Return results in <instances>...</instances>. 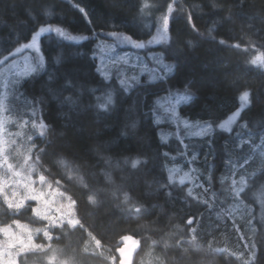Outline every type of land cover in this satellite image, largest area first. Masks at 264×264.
I'll return each instance as SVG.
<instances>
[{
  "label": "trees",
  "instance_id": "trees-1",
  "mask_svg": "<svg viewBox=\"0 0 264 264\" xmlns=\"http://www.w3.org/2000/svg\"><path fill=\"white\" fill-rule=\"evenodd\" d=\"M211 3L212 0H0V61L20 44L30 42L34 29L41 26L62 27L70 35L90 37L71 41L55 32L42 33L38 44L45 58L44 68L17 86L20 101L16 109L12 107L13 117L19 120L33 115L38 122L51 126L57 144L73 141L77 145L65 162L66 168H52L48 163L51 149L42 166L35 161L45 139L54 138L53 132L46 128L45 135L36 138L33 162L50 182L77 202L75 216L83 224V228L75 230L54 228V236L47 244L49 253L68 257L71 264H117L116 250L121 237L127 235L139 243L133 264H245L232 252L218 248L220 237L213 229L217 219L205 202L189 195L185 183H167L165 153L176 154L181 147L175 136L162 140V130L170 126L155 122V100L167 92L185 90L186 82L191 81L190 91L195 98L180 104L178 112L186 119L213 124L212 162L218 172L227 157L223 143L230 135L217 126L237 109L239 96L245 90L251 91V107L242 109L239 122H246L250 131H264V65L250 63L256 56H264V0H247L243 8L239 0H228L234 15L229 22L215 25L213 20L218 17L210 10ZM43 4L50 5L44 12ZM169 4L173 6L171 13ZM77 5L86 10L87 17ZM165 14L170 16L168 42L150 48L175 65L164 79L142 80L124 92L116 79L107 80L97 72L99 38L116 31L145 42ZM66 77H71V91L81 98L75 112L50 94L49 84L58 88ZM109 92L117 111L98 119L88 105L103 102ZM63 94L67 96L69 92ZM133 123L135 128L131 127ZM61 133L63 140L59 139ZM136 158L148 162L147 175L143 165L131 167V160ZM262 172L250 180L244 195L248 201L253 200L247 197L248 190L253 191L264 179ZM105 173L111 175L114 184L108 183ZM123 185L132 187L133 204L137 195L144 196V203L152 208L151 215L129 216L118 207L123 201L122 192L119 200L106 194ZM97 192L105 204L98 210L88 203V196ZM130 206L123 207L126 210ZM190 217L194 221L191 226L187 225ZM18 218L0 204V225ZM193 225L197 226L195 240ZM92 237L101 241L99 246ZM253 243L256 264H264V228L256 227ZM34 255L22 264H38L40 258Z\"/></svg>",
  "mask_w": 264,
  "mask_h": 264
},
{
  "label": "rangeland",
  "instance_id": "rangeland-1",
  "mask_svg": "<svg viewBox=\"0 0 264 264\" xmlns=\"http://www.w3.org/2000/svg\"><path fill=\"white\" fill-rule=\"evenodd\" d=\"M162 25L163 21L156 26L152 36L143 42L145 47L142 49L135 48L128 43H119L116 37H110L108 34L104 38H99L96 46L98 68H102L108 73L107 80L114 78L119 84L121 77H127L131 80V77L136 76L140 82L142 80L156 82L164 79L163 69L157 62L161 54L150 49L163 41L159 44L147 43L153 36L158 35V29H162ZM38 55L41 53L38 54L33 49H25L12 56L7 63L0 67V101H2L0 122H3V129H0V142L4 147V155L7 157V163H0V181L4 182V194L11 197L15 191L17 193L15 199L19 200L29 192V189L23 186L26 183L30 184L31 188L37 192L43 191L45 193L44 199L39 202L25 201V207L19 212L7 211L11 214H17L19 218L13 219L5 225H0V228L8 227L10 229L8 236L0 232V247L5 246V242L10 236H19L27 241L29 234H31L34 244H42L45 247L42 250L30 249L27 254L18 257L21 264L27 262L29 255L35 256L34 254H37L38 259L35 257L37 260L40 258L38 264H71L68 257H59L54 253H49L47 244L50 239L44 236L43 231H36V229H43L48 222L35 216L32 208L40 207L42 213L48 212L59 216L57 209L68 211L67 205L69 203V198L58 185L50 182L46 177L45 183L39 181V176L43 174L33 162V150L35 149L33 144L38 146L36 138L43 137L40 135V122L33 115L19 120V118L13 117L15 113L12 112L20 101L17 100L19 94V91H16L17 86L24 79L41 70L37 69L36 72L22 75L30 66L34 65ZM113 61H117V63L114 64ZM164 63L173 64L165 59ZM153 76L156 77L155 80L152 79ZM183 93L184 90H173L155 100L154 109L160 123L170 126L162 130L161 137H166L163 140H167L168 137L175 136L181 147L176 154L165 156L168 175H173V180L180 182V178L187 174L184 183L188 187V192L191 190L192 196L204 201L208 211H212L217 219L218 224L213 225V229L217 231V235L220 237L218 248L232 252L237 258L245 262L249 252L255 251L251 245L254 244L253 238L256 231L253 232L252 229L257 227L256 221L260 223L261 220H264V179L256 185L253 191L248 190L247 197L252 198V202L248 201L245 196L242 202L233 199L231 195L234 188L232 181L235 179L237 181L235 187H239V181L243 177L245 179L244 187L247 190L250 187L251 178L264 170V147H262L264 145V131L254 132L246 129L242 126L244 123L239 122V116L232 121L228 128L221 129L219 125L226 122L237 109L221 121L217 128L230 137L223 143L224 154L226 153L227 157L224 159L222 171L218 172L216 164L212 162L215 157L211 138L214 128L206 136L194 135L204 122L189 120L179 114V105L186 102L177 103L176 97ZM241 103L239 100L237 108ZM173 110L176 113L175 117L172 116ZM25 121H27L26 124ZM185 121L191 127H186ZM33 123L36 124V127H33ZM29 136L33 139L29 140ZM250 141H254V143H250ZM194 155L198 157L195 161L192 160ZM27 156H31L32 159L25 163ZM9 164L12 165V171L8 170ZM14 172H19L20 175L14 176ZM4 194H0V204L2 205H4ZM14 220L19 221V225L13 223ZM250 220L253 221L251 225L248 223ZM193 228L197 229V226L193 225ZM53 229H50L51 238L54 236ZM133 241L138 243L135 238ZM10 251L15 253L17 248ZM115 254L117 264H119L117 253ZM107 261L112 263L109 259Z\"/></svg>",
  "mask_w": 264,
  "mask_h": 264
},
{
  "label": "snow or ice",
  "instance_id": "snow-or-ice-1",
  "mask_svg": "<svg viewBox=\"0 0 264 264\" xmlns=\"http://www.w3.org/2000/svg\"><path fill=\"white\" fill-rule=\"evenodd\" d=\"M246 3H247V0H239V7L243 8ZM48 7H50V5L43 4L41 11L44 12ZM77 7H78V10H80L85 15V17H87L86 10H84L79 5H77ZM209 7H210V10L218 17V20H213V25L217 23H227L229 22V20H231L232 16L234 15L231 9L228 8V0H212V3L209 5ZM172 9H173V6L169 4L168 13H171ZM225 11H227L228 13L226 16L223 15ZM162 19H163L162 29H158V35L153 36L152 39L147 42L148 44H153V43L159 44L161 41H164L165 43L168 42L170 16L168 14H165L163 15ZM189 19H191V17H189ZM37 22L39 23V21ZM90 22L91 21L89 20V23ZM45 32H55L60 37H64L67 40H71V41H86L90 39L88 35H70L62 27L41 26L38 28V30L34 29L33 34L30 37V42L20 44L19 47L15 48V52H10L8 55L4 56L3 60L0 61V63H7V61L12 56L18 53H21L25 49H33L36 51V53L39 54L41 51V48H40V45L38 44V38L41 36L42 33H45ZM210 34H211V30H210ZM108 35L110 37H116L119 43H128V44H131L133 47L140 48V49L145 47V43L137 42L131 36L123 35L116 31L109 32ZM188 43H189V46H192L191 41H189ZM220 43L223 44L224 41H220ZM237 47H239V45H237ZM157 62L161 65L165 76L171 73L173 71V68L175 67V65L173 64L164 63L163 54L160 55ZM113 63L115 64L117 63V61H113ZM250 63L252 65H257L258 63L261 65H264V56H256L250 61ZM44 65H45L44 56L38 55L34 61V65L30 66L24 73H22V75H28L31 72H36L37 69H43ZM97 72H99L101 76H103L105 79L108 78V73L105 72L102 68H97ZM52 79L53 78L50 77V80ZM152 79L155 80L156 77L153 76ZM119 84L121 86V89L124 92H129L132 90L134 85H139L140 81L136 76L131 77V80H129V78L127 77H121L119 79ZM21 87H23V85H21ZM191 87H192V82L187 81L185 84L184 93L176 97L177 103H179L180 101H184V102L192 101L195 98V94L190 91ZM49 88L51 90L50 94L55 95L62 105L67 106L69 108V111L75 112L78 110L81 104V98H80V95H78L76 91H71L74 88V82L71 79V77H66L63 85H61L60 87L57 88V87H54L53 84H49ZM64 91H68L69 94L65 96L63 94ZM92 91L94 92L95 90H92ZM99 99L100 98H97L98 101ZM239 100L242 102L239 108H237V110L232 114V116L229 117V119L226 122L219 125L221 129L228 128V126L232 123V121L237 116H241V110L245 107V105H247L248 107H251V91L249 90L243 91L239 96ZM33 102L35 103L36 101H33ZM0 105H2V101H0ZM88 108L95 110V115L98 119L104 115H109L117 111V108L113 104V96L111 92H109L106 95L103 102H100L95 106L90 104L88 105ZM64 115H67V113H64ZM175 115L176 113L173 110L172 116L175 117ZM155 122L159 124L160 121L158 117L156 118ZM26 123L27 121H25V124ZM185 126L191 127L190 125L187 124V121H185ZM242 126L247 127V123L245 122ZM33 127H36L35 123H33ZM131 127L135 128L136 124L133 123ZM46 128H47V131L53 132L54 138L45 139L44 147L39 149L38 156L35 162L36 164L42 166V161L44 157L49 156V150L51 149V153H50L51 158L48 161L50 166L52 168H59L61 166H64L66 168L67 165L65 162L67 158L70 155H72L73 150H75L77 145L73 141H66L64 143L57 144L56 142L57 138L55 137V130L51 126H46V124L43 122L39 124L41 136L45 135ZM0 129H3V122H0ZM212 130H213V124L210 122H204V124L199 127V131L195 132L194 135L201 136V137L206 136L209 133H211ZM17 135H19V133H17ZM121 135H127V134L121 133ZM63 138H64L63 133H61L59 139L63 140ZM28 139L32 140L33 138L29 136ZM161 139L162 140L166 139V137L162 136ZM250 143H254V141H250ZM33 147H36V146L33 144ZM262 147H264V145H262ZM165 155L167 156L168 154L165 153ZM197 158L198 157L194 155L192 157V160L195 161ZM30 159H32L31 156L25 157V163H27L28 160ZM109 159H111V157H109ZM127 162H128V159L126 158L125 163ZM0 163H7V157L4 155V147L2 146V142H0ZM147 163H148L147 161H142L139 158H136V159L131 160V167L133 169H136L138 165H143L145 168V175H147L148 174L147 173ZM8 170L12 171L11 164L8 165ZM13 175L19 176L20 173L14 172ZM105 176L109 184H114V181L111 175L105 173ZM260 176L264 177V172H262ZM61 178L63 179V177ZM186 178H187V174L184 177L180 178V183L183 184ZM255 179H257V177H253V181ZM39 181L41 183H45L46 182L45 175H40ZM172 181H173V175L170 174L168 177L167 183L170 185ZM209 183H211V180H209ZM232 184L234 186L232 193H231L233 199L239 200L242 202L244 195L246 194V189L244 187L245 179L241 177L239 181V185H240L239 187H235L237 185V181L235 179L232 181ZM23 186L24 188L29 189V192L28 194L24 195L22 198L17 200L15 199V197L17 196V193L15 191L12 193L11 197H9L7 194H4L5 193L4 182L0 181V194H4V205H5L6 211L19 212L21 209L25 207V201L32 200V201L39 202L42 199H44L45 193L43 191L37 192L35 189L31 188L30 184H27V183L24 184ZM50 187L51 186L49 185V188ZM85 187L87 188V185H85ZM161 187L163 188L164 185H161ZM201 187H203V185H201ZM205 191H208V189H205ZM121 192L123 193V201L118 205V207H120L122 211H126L127 215L131 216L132 214H135L138 217L142 218V217L149 216L152 214V208L150 206H147L144 203L143 195H137L135 197V203L133 204L132 202L133 189L130 186H127V185L116 186L110 193H106V194L115 196L116 199L119 200V193ZM99 195L100 193L97 192L95 194H91L88 196V203L96 206L97 210L105 206L104 201L98 199ZM168 195L171 196V193H168ZM189 195H191V190H189ZM45 203H47V201H45ZM76 203L77 202L75 200H72L69 197V203L67 205L68 211H61V209L58 208L57 212H59V216L49 214L48 212L42 213L40 207L32 208V211L35 216L40 217L41 219L46 220L48 222V224L43 229H36V231L37 232L43 231L44 236L47 239H51V235H50L51 228L59 227L61 230H66V229L75 230L77 228H83L81 219L76 218L75 212L73 211L76 207ZM124 205H131V206L125 210L123 207ZM61 207H64V206H61ZM13 223L19 225V221L14 220ZM193 223L194 221L191 218L187 221V225L189 226H191ZM248 223L251 225L253 221L250 220ZM21 227H24V226H21ZM257 227L264 228V220H261V222L259 223ZM252 231L255 232L256 228H253ZM0 232H3L6 236H8L10 229L8 227L0 228ZM191 233H192V239L195 240L196 239V235H195L196 229L194 228L191 229ZM89 235L91 236V233H89ZM92 238L95 239L96 244L99 246L101 241L99 239H96L95 237H92ZM121 239L124 241H128V240H132V237L126 235V236L121 237ZM136 243H137L136 241H133V244H136ZM178 243H183V242L178 241ZM44 247L45 246L42 244H34L32 241L31 234H29L27 241H25L22 237H19V236H15V237L10 236V238L5 242V246L0 247V262H2V264H21V261L18 260V257H20L21 255L27 254L30 249L42 250L44 249ZM165 247H167V244H165ZM13 248H17V251L15 253L10 251ZM251 248L255 249L256 244H252ZM117 251L120 253V257H121L119 264H129L128 256L130 254V250H127L124 247H120L117 249ZM256 261H257L256 252L254 250L250 251L247 260H245V264H256Z\"/></svg>",
  "mask_w": 264,
  "mask_h": 264
},
{
  "label": "water",
  "instance_id": "water-1",
  "mask_svg": "<svg viewBox=\"0 0 264 264\" xmlns=\"http://www.w3.org/2000/svg\"><path fill=\"white\" fill-rule=\"evenodd\" d=\"M190 218L192 219V217H190ZM120 241H121L120 242V246L118 248L124 247L127 250H130V254L128 256V260H129V264H133L134 263V260H135V257H136V254H137V251H138V248H139V244L138 243L133 244V238H132V240H128V241H124L122 239ZM116 253H117L118 263H119L120 262V259H121L120 253L118 251H116Z\"/></svg>",
  "mask_w": 264,
  "mask_h": 264
}]
</instances>
